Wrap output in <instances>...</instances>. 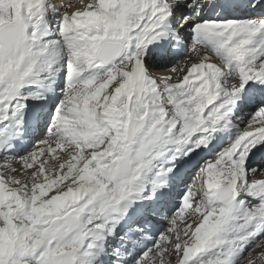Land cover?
<instances>
[{
	"label": "snow or ice",
	"instance_id": "1",
	"mask_svg": "<svg viewBox=\"0 0 264 264\" xmlns=\"http://www.w3.org/2000/svg\"><path fill=\"white\" fill-rule=\"evenodd\" d=\"M258 152L264 0H0V264H264Z\"/></svg>",
	"mask_w": 264,
	"mask_h": 264
},
{
	"label": "bare ground",
	"instance_id": "2",
	"mask_svg": "<svg viewBox=\"0 0 264 264\" xmlns=\"http://www.w3.org/2000/svg\"><path fill=\"white\" fill-rule=\"evenodd\" d=\"M221 2L227 4L228 0H221ZM244 15H245V13H243L242 11H236V10H233V9L227 8V7L223 10V16L225 18H230V19L231 18H243ZM176 58L178 59L179 56H177ZM166 66H168V65H159V64H157V65L153 66V70L154 71H160V70H163V67H166ZM37 110H38V112L41 111L40 109H37ZM242 115H243V113H242ZM40 122H41V120H40ZM40 122H39V127L36 129V131L33 132V133H37V135L40 134V130H41ZM33 133H32V135H33ZM32 135H31V137H32ZM32 141L30 140V143ZM29 144L27 145V147L29 146ZM252 162L255 163L252 166L256 167V168H260L262 165H264V152H258L256 154V156L252 158ZM176 191H178V190H176ZM175 195H177V193H174L173 198H174ZM162 223L163 222L161 221V225H162Z\"/></svg>",
	"mask_w": 264,
	"mask_h": 264
},
{
	"label": "rangeland",
	"instance_id": "3",
	"mask_svg": "<svg viewBox=\"0 0 264 264\" xmlns=\"http://www.w3.org/2000/svg\"><path fill=\"white\" fill-rule=\"evenodd\" d=\"M40 134L37 135V133H33L32 137L30 138V140L32 141L31 143H35L36 140L40 139L42 136H43V132H44V127H45V124H46V121H47V111L44 110L42 113H41V117H40ZM31 143L29 144L28 147H31ZM255 164L252 162V165ZM264 165H262L260 168H263ZM178 191H176L175 193H177V195L174 196L172 202L173 204L177 203L178 202V199H179V194H180V191H182V188L180 189H177ZM162 230V229H161Z\"/></svg>",
	"mask_w": 264,
	"mask_h": 264
}]
</instances>
